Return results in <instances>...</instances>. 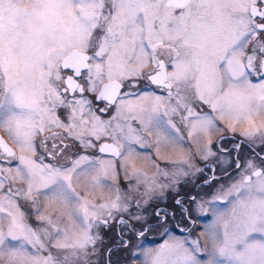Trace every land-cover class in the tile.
I'll return each instance as SVG.
<instances>
[{
    "label": "snow or ice",
    "instance_id": "snow-or-ice-1",
    "mask_svg": "<svg viewBox=\"0 0 264 264\" xmlns=\"http://www.w3.org/2000/svg\"><path fill=\"white\" fill-rule=\"evenodd\" d=\"M225 132L260 152L214 185ZM111 225L105 264H264V0H0V264H94Z\"/></svg>",
    "mask_w": 264,
    "mask_h": 264
},
{
    "label": "rangeland",
    "instance_id": "rangeland-1",
    "mask_svg": "<svg viewBox=\"0 0 264 264\" xmlns=\"http://www.w3.org/2000/svg\"><path fill=\"white\" fill-rule=\"evenodd\" d=\"M228 133H230V132H228ZM230 134L231 135H239V132H237L235 134H233V133H230ZM224 145H225L224 141H222L220 143V145H217L215 148H214V145H212L213 150L216 151L217 154L222 157L221 163L217 164V167H216V176L218 179L213 182L214 185H218L221 183H223V184L229 183L228 177H226L224 175L225 173H224L223 169H227V170H230L231 168L235 169L234 165L230 163V158L233 156L234 148H232L230 150V155H228V154L221 152L222 148L225 149ZM255 148H258V147H255ZM251 157H253V156H250L249 154H245L243 162L246 161L247 159L251 158ZM172 158L173 159L178 158V154H174ZM138 167H145L149 171H154V169L150 168V166L144 164L143 162H139ZM168 167H170V165H168ZM236 173H237V170H234L230 174H231V176L235 177ZM211 175H212L211 171L206 169V176H211ZM120 184L122 187L125 186V184H126V182L122 179V177L120 179ZM189 186H190V190L192 191L193 185L189 184ZM214 190H215L214 187L204 186L202 189H196V194L197 193L199 195L211 194V192H213ZM163 200H161V201H163ZM160 205L162 206L161 208H166L169 211H173L176 209V206L173 204H170V203L162 202ZM154 211H155V208H151V209L147 208V212L144 213L147 220H148V223L150 225H152L150 231H148L146 233L145 237L138 239L136 236L130 234L131 235V244L133 246L143 243L145 246L156 247L159 244H161L163 242V240L165 239V237L163 236V229L156 226V220L154 218ZM210 219H211L210 213L207 215L206 218L201 217V218L197 219L195 216H193V220L196 222L194 224H192V222L187 223V221L181 222L180 218H179V213H177L176 220L170 219L168 227L171 229L173 235L188 237L189 239H192V238L200 236L201 232L203 231V229L205 227V224L207 223V220H210ZM181 228L186 229V231L181 232L180 231ZM100 232H101V235L103 237L104 244L101 246L98 255L95 257V262H98V264H100V262H99L100 254L105 253L110 244L113 245L114 243H117V228L115 229L114 225H111L108 228H101ZM108 237H110V238L113 237L115 240H111V241H116V242L106 243L104 238H108ZM112 254H114L115 262L116 261L118 263L127 262V264L130 262L132 264H139V261L132 260L131 254L129 252L123 250V249H115L114 248V251ZM95 262H94V264H95Z\"/></svg>",
    "mask_w": 264,
    "mask_h": 264
},
{
    "label": "flooded vegetation",
    "instance_id": "flooded-vegetation-1",
    "mask_svg": "<svg viewBox=\"0 0 264 264\" xmlns=\"http://www.w3.org/2000/svg\"><path fill=\"white\" fill-rule=\"evenodd\" d=\"M142 87H143V85H142ZM147 90H149V91L155 90V91L159 92V90L155 89L154 86L152 88L147 89ZM223 135L226 137V139L223 140L224 143H225L224 146H225V149H228V150H231L232 148H234V145L236 143H238L240 141H243V138L240 135H231L228 132L223 133ZM216 139H218V137L214 138V142H213L214 148L217 146ZM253 147H254L253 145H250V144H248L247 141H244V143L242 144L241 148L239 149V153H237L235 148H234L233 156L230 158V163L233 164L234 167H235V164H234L233 161L235 160L237 155H239L240 161L243 163V159H244L245 154H249L250 156H254L255 153L260 152V150L258 148H255V153H254L253 150H252ZM77 151H78V149L76 147H73V148L70 149L71 153H75ZM92 151L93 150H89V153H91ZM40 152H42V149H38V154ZM79 152H80V154H85L83 149H79ZM95 155L100 156L101 154L98 152V150H96L95 151ZM104 158H108V157L105 155ZM159 163H160L161 167H164V166L168 167V164H167L166 161L161 160ZM200 166L201 167L204 166L202 162H201ZM234 170H236V169L231 168L230 170H228V173H231ZM205 177H206V171H205V176H198V177L195 178L196 184H202V181H203V179ZM196 189L197 188L193 187V189L191 191L189 184H187V185L181 184L180 185L179 195L180 196H184V197H187L189 195H195L196 194ZM176 195H177V193H168V194H166V197H165V199L163 201H153L150 205H148L146 207L150 208V209L151 208H156V207H160L161 208L162 206L160 204L162 202H166V203H170V204L175 205L174 199H175ZM187 223H190V222L187 221ZM194 223H192V224H194ZM114 227L116 229L115 225H114ZM137 227H139V226H137ZM104 239H105L106 243L116 242V241H111V240H115L113 237L112 238L108 237V238H104ZM116 244L117 243H114L113 245L112 244L111 245L113 247ZM107 259H108V257L106 255V252L103 253V254H100V259H99L100 264H105V261ZM110 259L112 261V264H117L118 263L117 261H116L117 263L115 262L114 254L111 255ZM118 264H127V262H120ZM128 264H132V263L129 262Z\"/></svg>",
    "mask_w": 264,
    "mask_h": 264
},
{
    "label": "trees",
    "instance_id": "trees-1",
    "mask_svg": "<svg viewBox=\"0 0 264 264\" xmlns=\"http://www.w3.org/2000/svg\"><path fill=\"white\" fill-rule=\"evenodd\" d=\"M109 247H112V245L110 244ZM109 247H108V248H109Z\"/></svg>",
    "mask_w": 264,
    "mask_h": 264
}]
</instances>
